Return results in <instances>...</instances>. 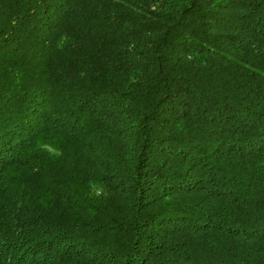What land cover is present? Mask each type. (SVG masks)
I'll use <instances>...</instances> for the list:
<instances>
[{
  "label": "trees",
  "instance_id": "obj_1",
  "mask_svg": "<svg viewBox=\"0 0 264 264\" xmlns=\"http://www.w3.org/2000/svg\"><path fill=\"white\" fill-rule=\"evenodd\" d=\"M0 264H264V0H0Z\"/></svg>",
  "mask_w": 264,
  "mask_h": 264
}]
</instances>
